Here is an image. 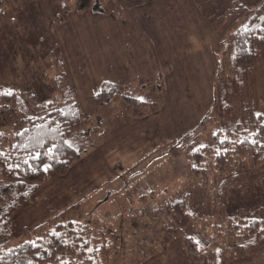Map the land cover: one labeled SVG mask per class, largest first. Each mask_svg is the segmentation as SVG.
Masks as SVG:
<instances>
[{
    "label": "rangeland",
    "instance_id": "1",
    "mask_svg": "<svg viewBox=\"0 0 264 264\" xmlns=\"http://www.w3.org/2000/svg\"><path fill=\"white\" fill-rule=\"evenodd\" d=\"M77 1L1 0L0 89L23 93L33 104L72 99L85 114L81 132L86 138L81 160L65 176L45 180L13 214L11 243L68 210L74 228L88 223L90 233L108 230L104 242L110 250L104 264H208L187 261L183 239L191 237L205 248L222 246L214 227L221 224L218 219L225 221L239 211L257 212L264 226V162L228 178L213 171L194 176L187 147H179V156L170 149L202 122L214 101L218 119L207 121L191 139L193 148L209 146L212 135L239 122L245 108L264 121V52L256 47L254 63L239 66L232 46L224 51L228 40L223 37L246 12L237 11L222 24L217 21L237 3L254 6L260 0H156L169 2L173 10L171 18L150 26L149 34L165 56L163 74L154 77L159 108L154 113L159 114L146 118L132 117L116 93L94 107L92 96L109 74L102 66L98 31L114 30L109 25L120 19V6L119 0H91L87 9L77 11ZM193 3L201 18L183 10L184 4ZM60 38L71 41L70 63L63 58ZM145 85L135 92L149 95ZM5 117L1 123L14 128V114ZM182 200L190 222L164 245L167 212ZM227 247L234 252L228 264H264V252L246 255L240 245Z\"/></svg>",
    "mask_w": 264,
    "mask_h": 264
},
{
    "label": "trees",
    "instance_id": "2",
    "mask_svg": "<svg viewBox=\"0 0 264 264\" xmlns=\"http://www.w3.org/2000/svg\"><path fill=\"white\" fill-rule=\"evenodd\" d=\"M90 4L91 0H78L76 9L84 11ZM237 11H245L246 14L235 21L233 28L223 37L228 40L224 43V51L232 46L235 63L249 66L254 63L256 47L264 52V0L254 6L237 3L217 18L218 23H224ZM220 66L223 68L224 64L221 62ZM214 76L216 83L219 80L218 72ZM115 93L122 98L134 118L144 117L159 109L156 103H147L124 94L122 88L112 82L103 83L101 91L92 96L94 107L103 105ZM216 109L217 103L214 101L202 122L186 133L179 144L171 147L172 154L179 156V147L186 146L190 151L191 173L194 176H206L213 171L217 176L228 178L264 162V121L250 108H245L240 121L224 133L213 134L209 146L193 148L191 139L197 137L207 121L218 119ZM9 113L14 114L16 119L14 128L1 123L3 116L10 117ZM84 116L72 99L33 104L23 93L0 89V264L107 262L110 249L104 242V235L108 230L90 233L88 223L78 224L74 228L68 210L50 221L27 229L21 240L11 243L13 214L27 204L45 180L65 176L81 160L86 145V138L81 132ZM206 154L209 155L203 162ZM167 213L168 226L162 240L164 245L190 222L184 200L175 202ZM245 213L239 211V215L228 217L225 221L218 219L221 224L214 227L213 233L216 232L218 238L223 239L222 246L213 243V246L201 247L186 236L182 245L187 261L195 263L207 260L208 264H228L234 258L228 244L240 245L246 255L264 252V226L257 212L250 215ZM226 250H230V254L226 255Z\"/></svg>",
    "mask_w": 264,
    "mask_h": 264
},
{
    "label": "crops",
    "instance_id": "3",
    "mask_svg": "<svg viewBox=\"0 0 264 264\" xmlns=\"http://www.w3.org/2000/svg\"><path fill=\"white\" fill-rule=\"evenodd\" d=\"M192 2L196 1L192 0ZM193 4L190 6L184 4L185 8L183 10H190L197 18H201L198 5ZM118 5L120 6L119 10L116 11H118L120 19L116 23H110L109 25L114 28L110 32V34L115 33L114 36L105 34L101 30L98 31L100 33L99 42L102 46V66L109 72L105 80L118 84L125 94L127 93L131 97L147 103H156L153 95L154 84L156 83L154 77L157 76L158 72L163 74L162 68L165 54L161 56L154 37L152 38L151 34H149L151 31L150 26L155 24L157 20L171 18L173 8L167 1L159 3L156 0H119ZM116 8L118 7L116 6ZM166 40L164 38L165 43ZM59 42L62 47L64 60L70 63L69 49L71 41L60 38ZM169 45H171L170 39ZM141 83L147 84L145 85V90L150 93L149 95L145 93L142 96L143 94L141 95L140 92H135ZM133 85H136V88ZM157 114L159 112L149 116ZM129 119L132 121L136 120L131 119V117Z\"/></svg>",
    "mask_w": 264,
    "mask_h": 264
}]
</instances>
